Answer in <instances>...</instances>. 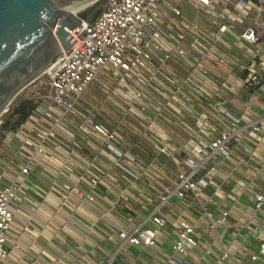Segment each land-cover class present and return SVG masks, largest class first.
I'll return each instance as SVG.
<instances>
[{
    "label": "built area",
    "instance_id": "obj_1",
    "mask_svg": "<svg viewBox=\"0 0 264 264\" xmlns=\"http://www.w3.org/2000/svg\"><path fill=\"white\" fill-rule=\"evenodd\" d=\"M71 35L69 51L32 81L41 78L32 98L36 108L1 138L7 162L1 176L8 167L18 168L7 183H0V264H8L10 257L14 205L31 198L27 190L36 169L50 175L43 199L56 194L59 206L73 211L79 209L74 193L92 206L99 204L97 191L113 194L109 208L102 206L104 213L122 201L124 189L98 163L100 157L134 181L158 188L161 201L150 215L118 230L119 241L104 260L112 264L126 245L157 244L167 223L161 211L174 196L191 193L198 198L202 189L217 186L213 159L240 164L235 142H244L248 132L261 134L252 152L259 168L249 166L251 178L264 168V116L246 121L245 115H234L231 106L250 114L251 104L243 108L228 93L243 87L252 98L264 96V0H106L95 20H84ZM165 123L187 132L188 140L177 143ZM162 157L172 161L174 178L158 164ZM49 163L57 170L48 168ZM34 201L29 205L36 213L45 200ZM252 204L255 211L264 209V184L252 191ZM201 216L210 235L230 223V210L214 217L204 208ZM55 244L47 246L53 255L50 264H71L70 249ZM200 245L196 226L180 227L174 253L161 264H181L175 253ZM228 257L224 253L221 260ZM258 258L252 254L249 264H257Z\"/></svg>",
    "mask_w": 264,
    "mask_h": 264
},
{
    "label": "crops",
    "instance_id": "obj_2",
    "mask_svg": "<svg viewBox=\"0 0 264 264\" xmlns=\"http://www.w3.org/2000/svg\"><path fill=\"white\" fill-rule=\"evenodd\" d=\"M222 70V68H220ZM235 69H233L234 71ZM235 79L234 77H232ZM238 94H237V92ZM236 92V93H235ZM228 93L234 95L241 107L251 104L250 114H242L241 108L231 106L234 115H245L246 121H252L264 116L261 98L251 97V93L243 87L237 90L230 88ZM213 124L225 127L216 119L210 118ZM193 124V122H191ZM170 134H173L177 143L188 140L189 134L177 127L165 123ZM243 142H235L237 154L243 160L237 164L235 160H221L215 158L212 163L217 165V175L214 182L202 189L201 196L196 198L188 193L185 197L174 196L170 202L164 204L161 213L167 223L163 228L158 242L154 246L126 245L117 255L112 264H129L133 260H141L146 264H161L167 256L174 253L172 245L177 237L180 227L185 225L196 226L199 235L200 246L191 247L185 254H175L187 264L191 261L196 264H249L252 254H258L257 264H264V209L255 211L252 204V191L264 184V168L256 177L251 178L249 166L259 168L254 163L252 152L255 144L261 139V134L248 132ZM241 138V136H239ZM4 148L0 151V183L5 184L11 174L17 172L18 167L7 169L5 177L1 176L6 157ZM94 154V153H93ZM99 164L109 170L117 179V186L124 189L123 199L111 212H103V207L109 208L114 195L101 189L97 191L99 204L92 206L82 203L80 196L72 195V201L79 205L77 211H73L68 205L60 204V198L56 194H49L51 185L50 175L47 172L34 170L31 176V186L27 192L31 198L28 202H20L14 205V221L9 231L8 250L10 257L8 264H50L53 255L47 250L50 241L55 245L69 248V255L73 260L71 264H104L119 241L118 230L129 229L142 218L149 216L154 207L160 203V192L146 180L134 181L132 177L113 166L106 159L97 158ZM158 164L174 178L176 169L172 161L167 157L158 159ZM250 164V165H249ZM51 170H57V166L48 164ZM15 171V172H14ZM170 183V182H169ZM26 197V196H25ZM34 200H45L34 213L29 204ZM141 203L145 207L141 209ZM59 208V212L56 211ZM207 208L214 217H218L223 210H230V223L221 227L210 235L205 228L201 216L203 209ZM104 213V214H103ZM148 225H153L149 220ZM18 244L19 247H14ZM76 245L77 248H73ZM209 248L210 253L205 250ZM224 253H228L226 260H221Z\"/></svg>",
    "mask_w": 264,
    "mask_h": 264
},
{
    "label": "water",
    "instance_id": "obj_3",
    "mask_svg": "<svg viewBox=\"0 0 264 264\" xmlns=\"http://www.w3.org/2000/svg\"><path fill=\"white\" fill-rule=\"evenodd\" d=\"M86 0H0V117L21 90L74 43Z\"/></svg>",
    "mask_w": 264,
    "mask_h": 264
},
{
    "label": "trees",
    "instance_id": "obj_4",
    "mask_svg": "<svg viewBox=\"0 0 264 264\" xmlns=\"http://www.w3.org/2000/svg\"><path fill=\"white\" fill-rule=\"evenodd\" d=\"M106 0H97L96 3L86 8L79 15L88 22H93L100 13ZM36 108L35 100L32 98L15 99L9 106L6 114L3 113L0 117V139L8 130L16 129L20 123L26 120L28 115ZM6 114V116H4ZM151 155L154 156L153 152Z\"/></svg>",
    "mask_w": 264,
    "mask_h": 264
},
{
    "label": "rangeland",
    "instance_id": "obj_5",
    "mask_svg": "<svg viewBox=\"0 0 264 264\" xmlns=\"http://www.w3.org/2000/svg\"><path fill=\"white\" fill-rule=\"evenodd\" d=\"M97 1H94L93 3H91L89 6H91L92 4H94V3H96ZM89 6H86V7H84V8H81V9H79V10H77V12L80 14L81 12H83L86 8H88ZM104 6V5H103ZM103 8V7H102ZM102 10V9H101ZM231 51L233 52V53H235L236 51H235V49H231ZM41 79V78H40ZM40 79H38V80H36V81H34V82H32L31 84H29L25 89H23V90H21V92L18 94V96L15 98L16 100L18 99V98H35L36 97V95L38 94V91H39V87H38V84H39V80ZM93 86H91V88H92ZM94 89H95V87H94ZM86 94H88V93H86ZM92 95H95V97H96V95H98L96 92H92ZM80 104H82V102H80ZM83 105V104H82ZM8 110H9V108H8ZM8 112V111H7ZM7 112H6V114H7ZM6 114L4 115V116H6ZM0 123H1V119H0ZM4 148V144H3V141H2V139H0V151L2 150ZM124 161V163H126V164H128V162L126 161V160H123Z\"/></svg>",
    "mask_w": 264,
    "mask_h": 264
},
{
    "label": "bare ground",
    "instance_id": "obj_6",
    "mask_svg": "<svg viewBox=\"0 0 264 264\" xmlns=\"http://www.w3.org/2000/svg\"><path fill=\"white\" fill-rule=\"evenodd\" d=\"M94 1H97V0H86V1H84V2H82L75 10H74V12H77V10H79V9H81V8H84V7H86V6H89L91 3H93ZM62 55V53H60L59 55H58V57L57 58H59L60 56ZM56 58V59H57Z\"/></svg>",
    "mask_w": 264,
    "mask_h": 264
}]
</instances>
